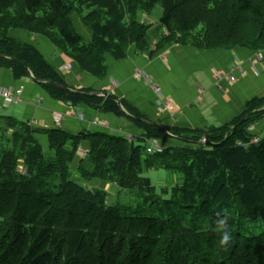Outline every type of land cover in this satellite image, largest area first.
<instances>
[{"label":"trees","instance_id":"obj_1","mask_svg":"<svg viewBox=\"0 0 264 264\" xmlns=\"http://www.w3.org/2000/svg\"><path fill=\"white\" fill-rule=\"evenodd\" d=\"M157 7L167 32L160 49L181 41L201 50L264 51V0H0V66L17 80L32 75L55 100L123 115L114 97L62 88V75L37 49L10 34L43 36L101 78L107 56L149 49ZM130 114L143 129L136 137L0 117V264H264V231L249 233L264 225V140L254 142L248 130L264 117V98L248 103L235 132V125L170 129ZM83 143L85 157L77 155ZM151 171L174 183L159 189ZM94 182L115 188L116 198ZM220 220L227 221L226 245Z\"/></svg>","mask_w":264,"mask_h":264},{"label":"crops","instance_id":"obj_2","mask_svg":"<svg viewBox=\"0 0 264 264\" xmlns=\"http://www.w3.org/2000/svg\"><path fill=\"white\" fill-rule=\"evenodd\" d=\"M159 17L151 16L149 49L139 52L132 47L120 60L107 56V72L101 78L84 72L49 39L25 31H12L11 38L36 48L62 75L68 88L114 97L124 114L105 112L84 103L55 100L33 80L32 75L17 80L11 68L0 66V92L7 89L23 91L22 100L13 104H6L0 97V117L27 122L38 129L136 137L143 133V129L131 117L133 111L147 123L170 129L207 132L211 128L235 125L244 116L250 101L264 98V51H260L262 60L253 64L259 51L247 48L201 50L192 43L176 41L160 49V40L167 32L160 26ZM74 19L77 30L90 40V31L81 18ZM141 19L149 18L143 15ZM68 64H72L71 70L62 72ZM234 68L242 72L235 70V83L221 77ZM137 71L151 75L161 89L160 94H156L147 82L136 79ZM248 130L256 140H264V117L251 123ZM40 138L47 146V138ZM88 146L83 143L77 155L80 156L79 151L87 150ZM100 186L112 190L110 186Z\"/></svg>","mask_w":264,"mask_h":264},{"label":"built area","instance_id":"obj_3","mask_svg":"<svg viewBox=\"0 0 264 264\" xmlns=\"http://www.w3.org/2000/svg\"><path fill=\"white\" fill-rule=\"evenodd\" d=\"M262 60V55L261 52L259 51L257 54V59H255V61L253 62V64L259 63ZM72 68V64H68L65 67L62 68V72H66L71 70ZM235 70L240 71L239 68H234L232 69L229 73H223L221 75V77H225V79L230 82V83H235L237 78L234 76V72ZM241 72V71H240ZM242 73V72H241ZM135 78L138 80H143L145 82H147L150 86V88L156 93V94H160L161 89L160 87L156 84V82H154L153 78L151 75H149L148 73L144 72V71H137L135 74ZM0 96L4 99L6 104H13L16 103L18 101H20L21 99V90H14V89H8V90H4L0 92ZM2 106L0 105V110H1ZM83 119V116L81 117ZM128 140L132 141L133 138L132 136H128ZM254 142H256V140H254ZM239 145H243L242 143H239ZM154 149L153 148H149L148 149V153L149 154H153L154 153ZM87 154V151H82L80 153V155L82 157H85Z\"/></svg>","mask_w":264,"mask_h":264},{"label":"rangeland","instance_id":"obj_4","mask_svg":"<svg viewBox=\"0 0 264 264\" xmlns=\"http://www.w3.org/2000/svg\"><path fill=\"white\" fill-rule=\"evenodd\" d=\"M154 14L156 16H159L161 14L160 10H159V7H157V9H156ZM154 26H157V25L154 24ZM160 31H161V29H160ZM153 33H154V31H153ZM149 37H150V35H149ZM14 90H21V89H14ZM22 95H23V91L21 90V98H20L21 100H22ZM43 146H44V143H43ZM148 176L152 179L154 185L157 186L159 189L160 188H165L167 186H171L174 183V181L171 180V177H167V173L164 172V171H158V172L151 171V172L148 173ZM94 184H100V183L94 182ZM109 193H110L111 197H115L116 198L117 190L115 188H112V190L109 191ZM123 199L124 198H121V200H123ZM124 201H127V200L124 199ZM263 231H264V225H262V226H256L255 225V226H253V228L250 229L249 233L252 234V235H257V234H259V233H261Z\"/></svg>","mask_w":264,"mask_h":264},{"label":"clouds","instance_id":"obj_5","mask_svg":"<svg viewBox=\"0 0 264 264\" xmlns=\"http://www.w3.org/2000/svg\"><path fill=\"white\" fill-rule=\"evenodd\" d=\"M226 224H227V221L226 220H220L219 221V226L221 228H224L225 230L223 231V234H222V238L220 240V244L221 245H226L228 243V241L230 240V234L229 232L226 230Z\"/></svg>","mask_w":264,"mask_h":264},{"label":"water","instance_id":"obj_6","mask_svg":"<svg viewBox=\"0 0 264 264\" xmlns=\"http://www.w3.org/2000/svg\"><path fill=\"white\" fill-rule=\"evenodd\" d=\"M61 86V85H59ZM62 88H64L65 90L67 91H71V92H74V93H79L77 91H73L72 89L68 88V87H64V86H61ZM93 95H96V96H102V97H110L104 93H94ZM246 119L242 120V122H240L239 124H237L236 126L233 127L232 131L235 132V130L243 123L245 122ZM208 140V136L206 137V141ZM205 143V142H203ZM207 143V142H206Z\"/></svg>","mask_w":264,"mask_h":264}]
</instances>
